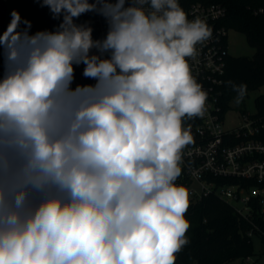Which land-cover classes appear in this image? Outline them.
<instances>
[{
	"label": "clouds",
	"instance_id": "clouds-1",
	"mask_svg": "<svg viewBox=\"0 0 264 264\" xmlns=\"http://www.w3.org/2000/svg\"><path fill=\"white\" fill-rule=\"evenodd\" d=\"M37 2L54 30L13 10L0 33V264H175L183 121L207 101L188 58L212 29L178 0ZM90 12L102 39L76 23ZM80 65L94 83L73 87ZM234 90L242 102L247 86Z\"/></svg>",
	"mask_w": 264,
	"mask_h": 264
},
{
	"label": "built area",
	"instance_id": "built-area-1",
	"mask_svg": "<svg viewBox=\"0 0 264 264\" xmlns=\"http://www.w3.org/2000/svg\"><path fill=\"white\" fill-rule=\"evenodd\" d=\"M189 20L200 18L212 29V37L196 46L194 58H188L191 74L207 93L206 111L202 117L184 118L185 128L190 129L193 143L183 150L182 174L177 184L186 187L190 203L214 194L232 204L234 211L252 223L247 235H261L264 228L256 224L252 214L256 211L264 221V117L248 111L242 112V123L224 127L227 111L221 98L225 83L228 52V31L222 24L226 16L219 3L192 2L182 7ZM256 13H264L259 7ZM93 28V38L102 39L107 32L104 17L91 13L76 21ZM8 24L0 19V33ZM83 65L75 69V84L94 81L82 75ZM241 264H256L251 256Z\"/></svg>",
	"mask_w": 264,
	"mask_h": 264
},
{
	"label": "trees",
	"instance_id": "trees-1",
	"mask_svg": "<svg viewBox=\"0 0 264 264\" xmlns=\"http://www.w3.org/2000/svg\"><path fill=\"white\" fill-rule=\"evenodd\" d=\"M10 1L0 0V19L4 24H9L13 10L22 19L31 22L32 33L54 30L60 23L37 0ZM198 1L224 6L226 16L222 24L243 33L248 44L255 50L251 57L230 55L226 61L222 106L224 109L239 108L243 111L249 92L259 89L264 83V13L255 12L259 7L264 8V0H178V3L181 7H186ZM89 14L86 13L79 19ZM241 84L247 86V93L242 102L236 103L238 94L234 85ZM255 103L256 113L264 117V94L258 95ZM261 216L254 211L252 219L264 228ZM186 219L190 222L186 234L189 243L177 254L175 264H226L234 260H239L238 264H241L245 257L253 254L252 237L247 235L252 223L237 214L231 203L218 196L209 194L190 203ZM257 236L263 241L264 254V237Z\"/></svg>",
	"mask_w": 264,
	"mask_h": 264
},
{
	"label": "rangeland",
	"instance_id": "rangeland-1",
	"mask_svg": "<svg viewBox=\"0 0 264 264\" xmlns=\"http://www.w3.org/2000/svg\"><path fill=\"white\" fill-rule=\"evenodd\" d=\"M11 2L10 0H6ZM228 41V52L233 56H247L251 57L255 52L254 48L251 47L246 39V36L234 29H230L228 31L227 36ZM264 94V83L257 90L250 91L248 96L245 99L244 110L249 113L257 112V107L255 103V98ZM242 123V112L239 108H233L226 112L224 119V127H234L240 125ZM252 251L251 255L252 259L256 262V264H264V254L263 251V241L257 235L252 237ZM239 260H234L226 264H238Z\"/></svg>",
	"mask_w": 264,
	"mask_h": 264
}]
</instances>
